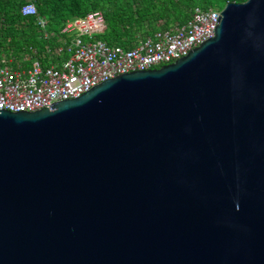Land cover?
<instances>
[{"label":"water","instance_id":"1","mask_svg":"<svg viewBox=\"0 0 264 264\" xmlns=\"http://www.w3.org/2000/svg\"><path fill=\"white\" fill-rule=\"evenodd\" d=\"M159 69L0 111V264H264V0Z\"/></svg>","mask_w":264,"mask_h":264},{"label":"built area","instance_id":"2","mask_svg":"<svg viewBox=\"0 0 264 264\" xmlns=\"http://www.w3.org/2000/svg\"><path fill=\"white\" fill-rule=\"evenodd\" d=\"M222 10L198 7L184 26L160 30L131 50L111 47L97 39L106 30L102 12L69 21L62 31L64 37L59 39L61 45L54 50L55 58H60L57 62L45 66L27 56L24 60L31 62V66L15 69L12 60H3L0 111L35 112L57 102L79 98L120 75L175 63L216 36ZM22 13L33 16L37 10L28 4ZM39 24L44 29L46 20L41 19Z\"/></svg>","mask_w":264,"mask_h":264},{"label":"trees","instance_id":"3","mask_svg":"<svg viewBox=\"0 0 264 264\" xmlns=\"http://www.w3.org/2000/svg\"><path fill=\"white\" fill-rule=\"evenodd\" d=\"M247 1L0 0V65L3 60H12L15 69L29 68L31 62L24 60L27 56L45 66L57 62L60 58H55L54 50L61 45L59 39L64 37L67 23L93 12H102L106 21V30L97 39L131 50L160 30L184 26L198 7L208 10ZM28 4L36 7V15H23L22 9ZM41 19L46 20L44 29L39 24Z\"/></svg>","mask_w":264,"mask_h":264},{"label":"rangeland","instance_id":"4","mask_svg":"<svg viewBox=\"0 0 264 264\" xmlns=\"http://www.w3.org/2000/svg\"><path fill=\"white\" fill-rule=\"evenodd\" d=\"M216 9H220V10H222V9H224V8H221V7H215Z\"/></svg>","mask_w":264,"mask_h":264},{"label":"bare ground","instance_id":"5","mask_svg":"<svg viewBox=\"0 0 264 264\" xmlns=\"http://www.w3.org/2000/svg\"><path fill=\"white\" fill-rule=\"evenodd\" d=\"M195 50V49H194ZM184 58V57H183ZM182 59V58H181ZM139 72V71H138ZM104 83V82H103Z\"/></svg>","mask_w":264,"mask_h":264}]
</instances>
